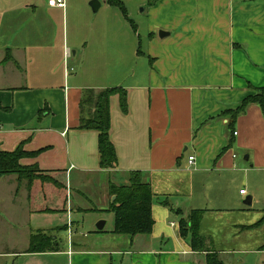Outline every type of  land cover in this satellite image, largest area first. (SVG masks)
Instances as JSON below:
<instances>
[{
    "label": "crops",
    "instance_id": "0c3cea01",
    "mask_svg": "<svg viewBox=\"0 0 264 264\" xmlns=\"http://www.w3.org/2000/svg\"><path fill=\"white\" fill-rule=\"evenodd\" d=\"M88 1H77L83 16L68 11L72 0L64 9L45 0H0V150L20 143L25 151L41 149L19 163L51 171L56 183L28 184L11 175L17 186L42 193L30 212L62 211L71 221L76 211L87 216L106 210L109 182L126 185L129 172L140 171L153 191L154 227L148 235H112L106 221L96 230L98 220L91 236L65 228V248L58 232L36 228L29 234L47 231L59 247L39 255L50 264H205L206 252L191 251L188 238L180 237L172 214L177 209L182 215L204 210L200 234L222 261L232 252H264V221L243 228L264 215V199L254 197L251 182V176H264L263 115L251 104L233 129L221 116L251 88L264 86V0H156L143 10L148 15L142 24H135L130 2L121 0L134 27L103 0V13L93 17ZM118 51L129 53L122 78L121 68L111 65ZM113 86L126 90L128 108L123 114L118 96L110 97L109 135L118 163L101 169L97 133L77 129L82 114L88 115L80 100L86 90ZM232 149L245 152L247 165ZM235 173L249 188L238 190L239 197L251 198L249 206L227 196L229 183L222 178ZM93 190L99 202L83 194Z\"/></svg>",
    "mask_w": 264,
    "mask_h": 264
},
{
    "label": "trees",
    "instance_id": "16d2710c",
    "mask_svg": "<svg viewBox=\"0 0 264 264\" xmlns=\"http://www.w3.org/2000/svg\"><path fill=\"white\" fill-rule=\"evenodd\" d=\"M108 5L117 8L123 17L134 27L133 21L129 19L127 9L121 0H103ZM252 93L245 96L238 106L226 109L221 112V116H228L229 129H233L236 119L243 114L247 107L256 104L260 107L264 119V86L253 87ZM118 96L120 111L127 112V92L121 86L107 87L98 92L92 90L84 91L80 100V110L83 113L85 108L88 115L80 117L78 130H93L97 133V149L99 167L101 169H113L117 166L118 160L113 143L110 140V97ZM228 147H224L222 152ZM41 152L25 151L23 143H20L12 151L0 150V175L15 174L18 180H27L31 184L34 179L56 183L49 175L51 171H42L36 164L23 166L19 160L24 157H35ZM221 154V153H220ZM108 193L115 196L106 210L113 213V226L109 231L112 235H127L133 237L138 234H151L154 227L152 216L153 191L148 182L142 179L140 171H130L128 183L126 185H116L112 182L108 184ZM166 206L167 202H163ZM99 211V210H97ZM180 215L178 222V233L181 238H188V246L194 252H206L205 264H224L217 252L206 248L205 239L200 234V222L204 214L203 209L190 210L186 215H182L180 210H173ZM181 212V213H180ZM264 221V215L256 223L243 228L258 226ZM59 247L47 231L36 230L29 236L28 253L55 252Z\"/></svg>",
    "mask_w": 264,
    "mask_h": 264
},
{
    "label": "rangeland",
    "instance_id": "374dc122",
    "mask_svg": "<svg viewBox=\"0 0 264 264\" xmlns=\"http://www.w3.org/2000/svg\"><path fill=\"white\" fill-rule=\"evenodd\" d=\"M79 0H72L73 5L69 6L70 13H82V9H80L79 4L77 3ZM84 1V0H83ZM86 1V0H85ZM92 1V0H90ZM88 1V5L89 2ZM100 1V0H99ZM139 0H128L130 2V7L132 12L134 13V22L135 24H142V18L147 17L148 13L143 14V10L147 12L148 8L152 6L156 0H146L145 3L138 5ZM145 1V0H144ZM143 1V2H144ZM124 3V2H123ZM125 5V3H124ZM126 7V5H125ZM104 8H100L97 11H93L91 7L89 8V13L93 17H99L100 14L103 13ZM127 9V8H126ZM97 15V16H96ZM72 14L68 15L67 20V29L69 32L72 31ZM84 16V15H83ZM139 17V18H138ZM142 17V18H141ZM85 20V19H83ZM83 25L88 28L87 21H83ZM142 26V25H141ZM71 36V35H69ZM90 46H88V55L90 51ZM128 55L129 53L125 51L113 52L112 54V67L121 68L117 73L119 78H122L125 74L124 65L126 64V59L128 63ZM104 63V62H102ZM228 117V116H227ZM236 153L237 158L242 162V164H246L243 160V156L245 152L242 150L232 149L230 153ZM247 165V164H246ZM215 176H213L212 180H214ZM252 182V191L254 197L260 198V200L264 199V176L255 177L251 176ZM241 175L240 173H235L234 177H224L222 178V184L229 183V187L227 189V196L231 200H245L247 195H244L242 198L239 197V189L249 190L246 184L241 183ZM256 180H261L257 182ZM88 189H91L90 187ZM96 190L92 192L86 191L83 194L92 201H98L99 197L95 194ZM251 187H250V192ZM42 195V193H41ZM40 194L31 193V189L27 188L25 185L17 186L14 177L11 174L0 175V264H50L48 258L42 257L39 253H28L27 248H25V243L27 237L30 236V230L33 229H50L53 232H58L57 234L62 236V232L67 229V226L70 223V217L67 213L62 211L57 212H47V213H33L30 212L32 209L38 208L40 204ZM48 195V194H46ZM225 195V194H224ZM48 198V197H47ZM240 198V199H239ZM72 198H69L71 200ZM242 199V200H241ZM256 199V198H255ZM239 201V202H240ZM85 202V201H84ZM86 203V202H85ZM66 208V207H65ZM77 215L71 216L72 223L71 227L77 233L76 235H82L86 233V235L91 236V230H94V224L99 220L106 221V228L109 229L113 226V213L111 211H103L98 213H91L87 216L83 215V212H77ZM96 214L100 215L98 219L93 223ZM174 215L173 220L178 221L180 216L172 213ZM213 218H211L210 221ZM175 224V223H174ZM213 225V224H212ZM66 226V227H65ZM66 228V229H65ZM76 228V229H75ZM258 233V232H257ZM62 236L63 248L66 247V238ZM206 245V243H205ZM214 248L217 249L218 243L214 244ZM206 248L211 250L207 245ZM25 250V251H24ZM17 252V253H10ZM26 252V253H25ZM4 253V254H1ZM224 264H264V252H247V253H236L232 252L229 254L221 255ZM54 264H63V261H56ZM64 264H68L64 262Z\"/></svg>",
    "mask_w": 264,
    "mask_h": 264
},
{
    "label": "water",
    "instance_id": "95a60500",
    "mask_svg": "<svg viewBox=\"0 0 264 264\" xmlns=\"http://www.w3.org/2000/svg\"><path fill=\"white\" fill-rule=\"evenodd\" d=\"M89 5H90L91 9L95 12V11H97V9L100 6V2H99V0H92L89 2ZM158 34H159V36H162L163 34H167V32L159 31ZM114 198H115V196H112V201L114 200ZM243 203L245 205L249 206L251 204V198L249 196L246 197L245 200L243 201ZM104 224H105L104 220L98 221L96 224V230L101 231L104 227Z\"/></svg>",
    "mask_w": 264,
    "mask_h": 264
},
{
    "label": "built area",
    "instance_id": "2783aa9c",
    "mask_svg": "<svg viewBox=\"0 0 264 264\" xmlns=\"http://www.w3.org/2000/svg\"><path fill=\"white\" fill-rule=\"evenodd\" d=\"M45 2L50 7H55V8H59V9L65 8V0H45ZM234 134H236V132H234ZM188 161H189V163H191L193 161V156L188 157ZM240 193H244V190H241ZM71 223H72V221L70 220V223L67 226L68 234H71V232H72L71 231ZM171 225H174V223H172Z\"/></svg>",
    "mask_w": 264,
    "mask_h": 264
}]
</instances>
